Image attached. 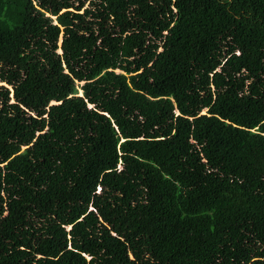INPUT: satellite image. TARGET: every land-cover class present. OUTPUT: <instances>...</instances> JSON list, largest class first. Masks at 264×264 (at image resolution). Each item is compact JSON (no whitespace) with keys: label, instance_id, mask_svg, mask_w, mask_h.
I'll use <instances>...</instances> for the list:
<instances>
[{"label":"trees","instance_id":"trees-1","mask_svg":"<svg viewBox=\"0 0 264 264\" xmlns=\"http://www.w3.org/2000/svg\"><path fill=\"white\" fill-rule=\"evenodd\" d=\"M0 84V264H264V0H0Z\"/></svg>","mask_w":264,"mask_h":264},{"label":"rangeland","instance_id":"rangeland-1","mask_svg":"<svg viewBox=\"0 0 264 264\" xmlns=\"http://www.w3.org/2000/svg\"><path fill=\"white\" fill-rule=\"evenodd\" d=\"M86 5H87V4H86ZM86 5H85V6H86ZM116 72L119 73V71H116ZM0 85H1V84H0Z\"/></svg>","mask_w":264,"mask_h":264},{"label":"clouds","instance_id":"clouds-1","mask_svg":"<svg viewBox=\"0 0 264 264\" xmlns=\"http://www.w3.org/2000/svg\"><path fill=\"white\" fill-rule=\"evenodd\" d=\"M2 85V84H1Z\"/></svg>","mask_w":264,"mask_h":264}]
</instances>
